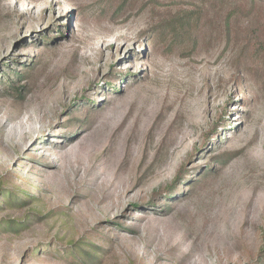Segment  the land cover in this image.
<instances>
[{
  "label": "rangeland",
  "instance_id": "rangeland-1",
  "mask_svg": "<svg viewBox=\"0 0 264 264\" xmlns=\"http://www.w3.org/2000/svg\"><path fill=\"white\" fill-rule=\"evenodd\" d=\"M65 249L264 264V0H0V264Z\"/></svg>",
  "mask_w": 264,
  "mask_h": 264
},
{
  "label": "trees",
  "instance_id": "trees-1",
  "mask_svg": "<svg viewBox=\"0 0 264 264\" xmlns=\"http://www.w3.org/2000/svg\"><path fill=\"white\" fill-rule=\"evenodd\" d=\"M2 193H3V191H2ZM18 196H17V194H16V192H11V191H8V192H6V199H5V203L7 204V206L9 205V206H14V205H17V204H20V203H22V202H25V201H23V200H21L20 198H17ZM10 225L12 226V230L14 231L16 228V226H18L17 224H15L14 222H10ZM60 248L59 247H57V250H59ZM66 251V249L65 250H63V252L61 253V258L64 256V252ZM83 254L84 255V259L86 260H88V259H91V262H92V264H94L95 262H96V260L97 259H95L94 257H93V255L91 254V253H87L85 250H74V251H71V252H65V256H76L77 254ZM76 262L77 263H84V261H82L81 259H77L76 260Z\"/></svg>",
  "mask_w": 264,
  "mask_h": 264
}]
</instances>
